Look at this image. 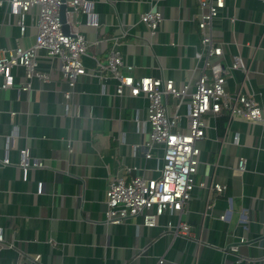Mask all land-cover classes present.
Here are the masks:
<instances>
[{
  "label": "crops",
  "instance_id": "crops-1",
  "mask_svg": "<svg viewBox=\"0 0 264 264\" xmlns=\"http://www.w3.org/2000/svg\"><path fill=\"white\" fill-rule=\"evenodd\" d=\"M89 1L97 26L79 18L90 47L82 58L86 74L67 106L56 59H40L46 82L32 79L20 94L15 88L0 92V264H264V123L229 121L228 112L220 116H228L223 128L209 121L198 143L195 187L182 213L164 214L151 229L140 216L117 226L105 222L110 179H156L163 164L161 147L148 145L147 99L116 95V81L103 69L107 55L120 52L135 79H170L178 90L186 87L177 109L176 100L166 99L169 113L182 117L181 128L196 81L208 71L195 58L201 49L196 0ZM150 10L162 20L152 34L140 21ZM26 24L21 35L1 6L0 49L30 47L36 29L30 17ZM211 34L224 42V64L234 55L244 64L245 71L226 79L227 93L251 97L264 109V0H226ZM12 73L17 86L24 69ZM21 150L42 163L26 180ZM240 160L243 171L237 170ZM215 183L224 192L209 190ZM178 222L189 227V237L166 230Z\"/></svg>",
  "mask_w": 264,
  "mask_h": 264
},
{
  "label": "built area",
  "instance_id": "built-area-1",
  "mask_svg": "<svg viewBox=\"0 0 264 264\" xmlns=\"http://www.w3.org/2000/svg\"><path fill=\"white\" fill-rule=\"evenodd\" d=\"M157 2L163 0H156ZM201 10L197 23L200 32V52L195 58L203 61L204 70L196 81L195 90L190 94L185 116V128L180 127L182 117L169 113L166 99L170 96L180 106L186 96V87L178 90L170 79H155L149 76L134 78L133 67L125 64L120 52L111 50L106 58L104 70L116 81V95L125 91L132 97L143 96L148 101L146 124L148 125V145H159L162 149V167L160 176L145 180L140 176L126 182L120 176L111 178L104 199L105 222L117 226L132 223L138 216L148 229L156 226L157 219L164 214L182 213L187 208L191 192L195 187V175L199 165L198 143L205 138L208 123L228 112L229 121L239 119L251 124L264 123V109L251 97L242 94L231 95L225 90V82L232 71H245L242 58L234 55L229 64H224V42L212 37V21L225 8L226 0H196ZM65 18L68 33L62 30L60 6L62 0H0V7L5 5L8 15L13 18L21 35L26 30V20L30 17L36 29L34 41L28 48L16 47L0 49V92L15 88L18 94L30 89V81L36 79L46 82L48 76L39 68L40 59H56L66 90L62 96L67 106L73 97L77 81L86 74L82 58L87 54L90 43L81 34L82 22L86 26L96 27L93 3L89 0H65ZM206 11V12H204ZM140 21L148 31L154 33L161 23L157 11H147L140 16ZM22 68L25 77L15 85L12 71ZM14 113H11L13 116ZM78 116V110L75 112ZM236 142V138L233 139ZM20 168L23 180H26L30 168H40L42 163L31 160L27 150L20 151ZM7 163V160H4ZM238 171L244 170V161L238 163ZM206 188L205 184H201ZM225 187L213 184L209 190L224 192ZM41 192V185L38 186ZM225 217L221 216L223 220ZM167 231L183 238L190 236L189 227L178 222L168 223ZM245 241L244 239L240 240ZM4 237L0 230V244ZM236 251V246L230 248ZM35 262L38 257L33 258ZM159 259L157 264H162Z\"/></svg>",
  "mask_w": 264,
  "mask_h": 264
},
{
  "label": "water",
  "instance_id": "water-1",
  "mask_svg": "<svg viewBox=\"0 0 264 264\" xmlns=\"http://www.w3.org/2000/svg\"><path fill=\"white\" fill-rule=\"evenodd\" d=\"M65 9H66L65 0H62V5L60 6V10H59L60 22L62 24L63 32L68 33V25L66 23V18H65Z\"/></svg>",
  "mask_w": 264,
  "mask_h": 264
},
{
  "label": "trees",
  "instance_id": "trees-1",
  "mask_svg": "<svg viewBox=\"0 0 264 264\" xmlns=\"http://www.w3.org/2000/svg\"><path fill=\"white\" fill-rule=\"evenodd\" d=\"M227 119H228V116H227V115H224V116H222V117H218V118L216 119L217 127H218L219 129L223 128V126H224L225 122L227 121Z\"/></svg>",
  "mask_w": 264,
  "mask_h": 264
}]
</instances>
